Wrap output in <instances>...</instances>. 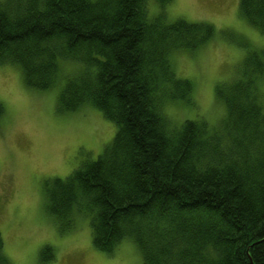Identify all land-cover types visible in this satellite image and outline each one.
<instances>
[{
  "label": "trees",
  "instance_id": "trees-1",
  "mask_svg": "<svg viewBox=\"0 0 264 264\" xmlns=\"http://www.w3.org/2000/svg\"><path fill=\"white\" fill-rule=\"evenodd\" d=\"M240 11L264 31V0H241ZM162 17L149 20L147 0L0 3V65H18L36 91L65 82L60 112L92 105L117 127L96 161L45 183L48 212L67 231L73 212L90 208L94 247L112 255L132 239L143 264H264V109L254 84L264 51L247 55L245 79L217 90L226 117L216 130L199 120L170 129L163 105L193 93L170 57L207 45L215 29ZM60 61L82 71L62 76ZM0 264H10L1 233Z\"/></svg>",
  "mask_w": 264,
  "mask_h": 264
},
{
  "label": "rangeland",
  "instance_id": "rangeland-1",
  "mask_svg": "<svg viewBox=\"0 0 264 264\" xmlns=\"http://www.w3.org/2000/svg\"><path fill=\"white\" fill-rule=\"evenodd\" d=\"M240 1L173 0L163 9L155 0H147L150 21L163 15L164 24L184 20L215 29L207 45L170 57L176 78L190 81L193 87L191 103L163 105L170 129L199 120L216 130L226 117L217 90H229L236 80L245 79L249 74L247 55L264 51V31L242 16ZM60 62L62 76L77 68L82 71L80 64ZM254 82L264 109V76ZM64 83L51 91H36L27 86L18 65H0V233L4 255L10 264H143L132 239L122 241L112 255L94 247L90 226L94 212L90 208L88 212L74 211V226L67 231H62L48 212L45 183L66 179L82 161H96L117 130L115 123L92 105L60 112L58 95ZM47 248L54 259L43 263L41 252Z\"/></svg>",
  "mask_w": 264,
  "mask_h": 264
}]
</instances>
